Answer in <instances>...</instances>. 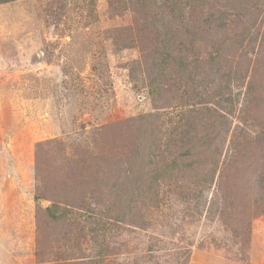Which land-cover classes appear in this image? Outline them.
Segmentation results:
<instances>
[{
    "label": "rangeland",
    "instance_id": "1",
    "mask_svg": "<svg viewBox=\"0 0 264 264\" xmlns=\"http://www.w3.org/2000/svg\"><path fill=\"white\" fill-rule=\"evenodd\" d=\"M195 1L0 5V264H264V0Z\"/></svg>",
    "mask_w": 264,
    "mask_h": 264
},
{
    "label": "trees",
    "instance_id": "2",
    "mask_svg": "<svg viewBox=\"0 0 264 264\" xmlns=\"http://www.w3.org/2000/svg\"><path fill=\"white\" fill-rule=\"evenodd\" d=\"M12 1H14V0H0V5L1 4H7V3H10ZM107 1H108V11L110 13L116 12L117 9L123 10L125 8V5H129L132 8L135 5L137 7L144 5V9L148 11L149 6L151 5L150 1H157L159 8L160 7L167 8L168 6H171L176 11L178 9V7H176L177 3L179 5L180 4L188 5V2H190V0H130L129 1L130 4H129L128 2H125V0H107ZM193 1H195V0H193ZM122 4L124 5V8H122ZM116 31H117V33L120 32V34H122L124 30H123V28H118V29H116ZM129 42H130V40H129ZM125 48H129V43L127 44L125 42L124 44H121V49H125ZM161 56H162V54H161ZM181 127H182V125H181V123H179L178 126L175 127V129L179 130ZM190 127H191V125H190ZM175 129L174 128L172 129V133H175L174 135L177 138V141H176V138L171 137V136H169V140H167L165 142V144H163V145L159 144L160 140L156 141L158 151H157V153H155L153 155V159L156 160L158 157H161V159L158 161L151 159L149 161V166H154L156 171H159V169L163 168V167H167V168L175 167L178 169V172H179L178 173V180H184L186 177L191 178V176H193V175L194 176L192 178H196L197 177L196 166H197V164H199V162L196 161L195 159H193V156H192L193 155L192 151L197 145L196 136H194L192 133H183V134L182 133H176ZM178 139H180V141ZM212 139H214V138L213 137L211 138L208 134H206L205 137L204 136L202 137V140H203L202 144L204 145V144L208 143L209 141H211ZM159 152L161 153V155L159 154ZM183 160H186V164L182 163ZM159 165L161 167H158ZM164 165H166V166H164ZM216 167H217L216 163L211 165V167L208 171V174L201 177V178H199V174H198L199 183L204 185L202 188L200 186H198V188H197V183L192 181L190 183L192 184L193 189L190 185V186H187V188L185 187L182 190L181 197L183 199H186L187 201H189V200L193 201L194 200V202H195L194 203L195 205L193 204V207L188 206L185 209L186 212H183V213H188V212L194 211L193 215H199L200 216L203 208L206 206V212H207L208 216L213 217L216 215L219 218V196H217L219 191H217V194L214 198L215 201H212L208 207H207V205L204 206V204L200 205L201 199H203V191L205 190V187L206 188L210 187L213 183L215 173H217ZM199 187H200V190H199ZM196 199H197V201H196ZM54 206L55 205H53V207ZM213 206H214V212H213ZM190 209H192V210H190ZM56 210H58V207L55 208V210H52V207L47 208V212H48L49 216L55 220L60 218V216L55 215ZM96 224L98 225L99 228H101V223L99 222V218H98V221Z\"/></svg>",
    "mask_w": 264,
    "mask_h": 264
}]
</instances>
